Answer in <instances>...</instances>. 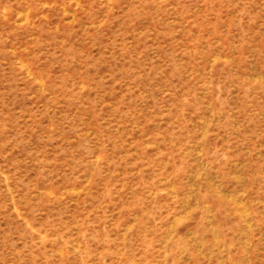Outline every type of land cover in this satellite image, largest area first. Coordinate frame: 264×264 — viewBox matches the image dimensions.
Returning a JSON list of instances; mask_svg holds the SVG:
<instances>
[{
	"label": "rangeland",
	"instance_id": "374dc122",
	"mask_svg": "<svg viewBox=\"0 0 264 264\" xmlns=\"http://www.w3.org/2000/svg\"><path fill=\"white\" fill-rule=\"evenodd\" d=\"M0 264H264V0H0Z\"/></svg>",
	"mask_w": 264,
	"mask_h": 264
}]
</instances>
